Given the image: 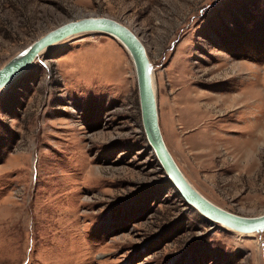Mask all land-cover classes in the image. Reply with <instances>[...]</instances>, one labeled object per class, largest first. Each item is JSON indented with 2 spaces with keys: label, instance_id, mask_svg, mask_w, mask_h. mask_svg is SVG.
<instances>
[{
  "label": "rangeland",
  "instance_id": "rangeland-1",
  "mask_svg": "<svg viewBox=\"0 0 264 264\" xmlns=\"http://www.w3.org/2000/svg\"><path fill=\"white\" fill-rule=\"evenodd\" d=\"M89 14L144 43L186 177L227 210L264 212V0H0V66ZM177 195L113 38L61 41L0 94V264H264V232L209 224Z\"/></svg>",
  "mask_w": 264,
  "mask_h": 264
},
{
  "label": "water",
  "instance_id": "water-1",
  "mask_svg": "<svg viewBox=\"0 0 264 264\" xmlns=\"http://www.w3.org/2000/svg\"><path fill=\"white\" fill-rule=\"evenodd\" d=\"M102 33L113 38L128 56L135 79L140 125L165 180L182 201L207 222L242 234L264 232V212L244 215L216 204L202 194L183 173L168 149L159 125L153 65L140 37L126 24L104 15H80L42 33L0 66V94L24 75L35 60L56 44L81 33Z\"/></svg>",
  "mask_w": 264,
  "mask_h": 264
},
{
  "label": "bare ground",
  "instance_id": "bare-ground-1",
  "mask_svg": "<svg viewBox=\"0 0 264 264\" xmlns=\"http://www.w3.org/2000/svg\"><path fill=\"white\" fill-rule=\"evenodd\" d=\"M209 224H211V223H209ZM234 233H235V235H238V236H253V235H256L254 233H249V234H242L240 232H234Z\"/></svg>",
  "mask_w": 264,
  "mask_h": 264
},
{
  "label": "built area",
  "instance_id": "built-area-1",
  "mask_svg": "<svg viewBox=\"0 0 264 264\" xmlns=\"http://www.w3.org/2000/svg\"><path fill=\"white\" fill-rule=\"evenodd\" d=\"M262 244H264V238L262 239Z\"/></svg>",
  "mask_w": 264,
  "mask_h": 264
},
{
  "label": "trees",
  "instance_id": "trees-1",
  "mask_svg": "<svg viewBox=\"0 0 264 264\" xmlns=\"http://www.w3.org/2000/svg\"><path fill=\"white\" fill-rule=\"evenodd\" d=\"M176 193V192H175ZM177 194V193H176ZM178 196V195H177Z\"/></svg>",
  "mask_w": 264,
  "mask_h": 264
}]
</instances>
